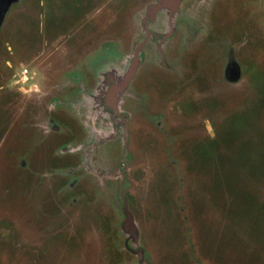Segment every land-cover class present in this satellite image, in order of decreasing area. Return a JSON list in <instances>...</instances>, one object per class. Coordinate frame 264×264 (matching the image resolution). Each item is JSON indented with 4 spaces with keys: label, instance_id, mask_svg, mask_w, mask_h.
<instances>
[{
    "label": "rangeland",
    "instance_id": "rangeland-1",
    "mask_svg": "<svg viewBox=\"0 0 264 264\" xmlns=\"http://www.w3.org/2000/svg\"><path fill=\"white\" fill-rule=\"evenodd\" d=\"M233 1L248 4L246 16L233 17ZM149 2L19 0L11 8L0 32V264H264V0H222L231 11L222 23L229 31L220 32L228 43L182 42L172 72L159 56L140 69L134 88L144 90L143 104L126 105L127 151L121 139L99 150L100 166L120 173L98 179L84 166V150H73L88 128L75 117L62 122L60 107L46 111L59 130L38 131L26 125L22 96L9 94L14 74L23 78L20 94L48 57L49 85L58 65L67 85L76 68L95 80L106 41L130 40ZM46 34L63 40V53L41 52ZM229 46L241 64L236 83L223 72ZM161 115L164 129L154 124Z\"/></svg>",
    "mask_w": 264,
    "mask_h": 264
},
{
    "label": "flooded vegetation",
    "instance_id": "flooded-vegetation-1",
    "mask_svg": "<svg viewBox=\"0 0 264 264\" xmlns=\"http://www.w3.org/2000/svg\"><path fill=\"white\" fill-rule=\"evenodd\" d=\"M233 2L231 6L233 17L246 16L248 4L241 5L240 2ZM221 4L222 0H151L140 19L138 32H135L136 34L130 40L125 35L121 42L118 41V38H111V36L106 41L105 46L102 47L105 58L98 62L99 70H95V80L91 78L92 70L87 75H82L80 69L76 68L74 70L76 72L73 71L69 75L73 82L72 85H67L68 83H64L63 79L65 66H59L56 63L59 79L57 84L49 85L46 79L44 80V73L47 67L55 63H52L54 57L53 59L48 57L50 61L47 60L44 69H38L26 76V88L22 89L20 94L17 89H20L19 83L23 78L17 79V74H14V79L11 77L13 83L9 88V94L12 98L15 97V101L19 96H22L20 99H24L22 111L28 117L26 125L33 126L38 131L44 130V132L51 133L54 131L53 128L58 127L56 120L47 115L57 107H60L58 109L62 111V122L68 121L64 116L75 117L84 128H88V131L85 129L83 134L85 138L83 141L81 140L80 146H76L77 148L73 150L74 153L84 150V166L91 169L94 167V176L98 179L101 175L120 173L122 171L113 170L108 166H100L99 150L107 142L121 139L127 151L128 142L131 139L130 129L133 114L126 108V105L129 100H137L141 103L143 101L144 90L134 88L140 69L159 56V65L162 69L172 72L175 69V62L173 63L171 54L182 42L192 45L197 38H201L207 49H211L213 46L219 48V46L228 43L227 40L223 41L220 32L229 31L230 28H224L222 23L225 14L228 19L231 11L230 7H226L223 11V4ZM257 4H261V2ZM94 7L93 14L87 13L88 17L85 21L88 23L97 15ZM232 29L233 32L238 31ZM74 30L76 31V29ZM41 33H43V29ZM79 33H73L74 42L78 40ZM48 38L49 35L46 34L45 41L40 46L41 52L44 54L45 52H64L63 50L66 48H64L63 40L57 41L58 38L49 40ZM232 50H234L233 46L230 47L231 55L229 52L223 63V72L229 83H236L242 78V70L241 64L233 55ZM85 51H90V48ZM36 62L32 60V63ZM27 73H29L28 70ZM235 74L240 77L235 79ZM41 80L46 84L41 85ZM49 96H52L53 103H48L46 100ZM32 117L33 121H31ZM164 120L165 117L161 115L158 121H154V124L159 129H164L162 124ZM103 168L106 171L102 170ZM123 185V181H120L118 197L122 202L127 221L129 203Z\"/></svg>",
    "mask_w": 264,
    "mask_h": 264
},
{
    "label": "water",
    "instance_id": "water-1",
    "mask_svg": "<svg viewBox=\"0 0 264 264\" xmlns=\"http://www.w3.org/2000/svg\"><path fill=\"white\" fill-rule=\"evenodd\" d=\"M19 2V0H0V32L2 31L6 18L9 14V12L11 11V8L17 4ZM240 76L235 74V79H238ZM71 149L70 146H68V148H64L62 150V153H66L69 152ZM72 151V150H71ZM70 151V152H71ZM125 229L130 233V235H133L134 239L137 237L138 231L136 230V228L134 227L133 224V219L130 216V214L128 215V219L125 223ZM142 253H140V259H142Z\"/></svg>",
    "mask_w": 264,
    "mask_h": 264
}]
</instances>
